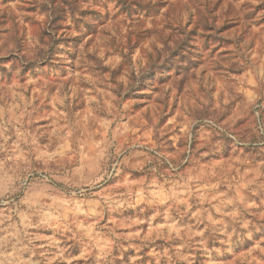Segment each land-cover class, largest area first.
Masks as SVG:
<instances>
[{"label":"rangeland","instance_id":"1","mask_svg":"<svg viewBox=\"0 0 264 264\" xmlns=\"http://www.w3.org/2000/svg\"><path fill=\"white\" fill-rule=\"evenodd\" d=\"M0 66V264H264V0H0Z\"/></svg>","mask_w":264,"mask_h":264},{"label":"clouds","instance_id":"2","mask_svg":"<svg viewBox=\"0 0 264 264\" xmlns=\"http://www.w3.org/2000/svg\"><path fill=\"white\" fill-rule=\"evenodd\" d=\"M19 55H21V57H22L23 54H19ZM20 63H24V61L21 59ZM0 67H2V66H0ZM21 70H22V69L18 66V67L16 68V72H17V74H19V72H20Z\"/></svg>","mask_w":264,"mask_h":264}]
</instances>
